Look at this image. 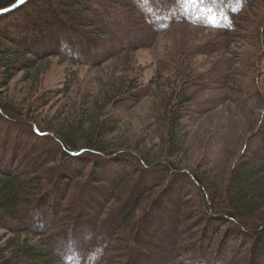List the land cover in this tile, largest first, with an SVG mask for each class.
<instances>
[{"label": "rangeland", "instance_id": "rangeland-1", "mask_svg": "<svg viewBox=\"0 0 264 264\" xmlns=\"http://www.w3.org/2000/svg\"><path fill=\"white\" fill-rule=\"evenodd\" d=\"M78 1L91 12L79 9L83 21L74 29L83 38L75 40L97 41L93 64L78 49L62 55L55 40L66 18L47 22V0L4 23L29 32L20 45L36 65L6 87L0 76V179L13 174L43 182L44 190L22 227L0 214V264H22L8 263L6 252L21 230L56 256L54 264L75 262L73 246L97 256L94 264L250 263L254 237L225 217L226 186L233 171L259 166L255 157L264 156L256 131L264 109V0L229 32L179 0H147L160 7L146 14L131 0ZM32 14L48 23L44 30ZM170 129L182 141L173 149ZM92 136L103 153H65L66 145L87 149ZM130 239L127 263L122 247ZM260 247L252 264H264Z\"/></svg>", "mask_w": 264, "mask_h": 264}, {"label": "trees", "instance_id": "trees-1", "mask_svg": "<svg viewBox=\"0 0 264 264\" xmlns=\"http://www.w3.org/2000/svg\"><path fill=\"white\" fill-rule=\"evenodd\" d=\"M32 2L33 0H29V2L25 3L14 12L0 16V76L1 78L7 79V81L2 82V86L4 87L7 86V83L10 82L18 72L24 71V69H32L36 65L35 62L28 59V55L30 52H27L28 50L22 51V46L20 45V43H22V39H26L29 32L24 28L18 27L15 21H11L10 24L7 25L8 29L4 27V23L6 22V20L14 18L16 17V15L18 16V14L23 12L27 8V6H29V3L31 4ZM179 2L184 5L185 10L190 9L187 3L193 4V7L208 8V12L204 13V15L209 17V15L211 14L213 15L214 20H217L221 23V27L216 26V28L218 29L214 30L229 32L233 30L236 22L239 21L244 14L249 13L247 11H250L251 8H255V6L259 3V0H240L235 2L231 0H179ZM15 3L16 0H0V9H7ZM35 3H37V1ZM131 4L138 9L137 11L139 13L142 14L152 13L156 10V7L158 10L160 7V5L149 7L147 0H131ZM39 7H41L40 4H38V8ZM45 7L48 10V14L50 17V20H47V22L53 21L54 18L60 21L61 18H66L65 24L66 26H68L67 30L62 31V33L59 34L58 39L55 40V45L58 46L61 51L65 52L62 53V55H65V57H71L73 55L75 56L77 55L75 53L78 49L81 58H83L88 63H95L97 59H88V57L91 56V54H89L91 46H93L97 41H91L84 38L83 46L82 43L80 44V42L78 43L75 40L78 38V36L83 38L82 34H80L81 32H77L74 29L75 26L80 25V22L83 21L82 18L77 15L79 9L81 8L84 13L91 12V10L83 6L78 0H47ZM194 13L191 12V14ZM32 17L34 22H37V24H39L40 30H44V26L46 27V25H48V23L43 22V19L41 17L35 18L33 14ZM94 19L96 20V22L99 21L95 13ZM23 21L25 22V20ZM29 23H31V21ZM70 23H72L73 25ZM25 25L28 26L30 24L25 23ZM85 36L87 35L85 34ZM98 45H100L101 47L100 42H98ZM103 45H105V43ZM128 46L129 45H126L125 49H129ZM259 81L263 83L260 77L257 78V83H259ZM262 86L264 89V85ZM260 95L264 96V91H261ZM93 123H95V121ZM258 130H261L264 135V109L261 115V120H259L257 124L256 131ZM174 132L175 130L173 131L172 129L171 132L170 129L169 136L171 138V144H173L171 146V149H173L175 145H180L182 142L175 136L172 137L171 133L173 134ZM41 135L46 136L47 134L45 132ZM92 138L93 136L90 140L86 141V143H89L87 144V149L84 148L78 151H73V147L69 145L65 144L66 146L63 147V142H61V144L63 145L61 146L63 147L65 153H67L71 158L79 157L80 155L85 153H92V151L103 153V150L101 148L94 147L97 139L92 141ZM255 158V162L259 161V166L252 167L247 162L244 163L237 170L231 173L226 186V205L228 204L227 208L229 210L226 209L225 217L236 224L237 227L241 230L252 233V237H254L253 246L251 247L250 252L251 256L249 254L251 262L252 258L255 255L256 245L257 247H259V245L262 244V247L259 248L260 250H263L264 248V221L260 222V219L255 217V215L257 214L264 217V156L260 158L259 156H256ZM12 175L0 179V214L8 217L9 219L11 218V220H14L20 227H22L24 225V222L22 220L29 210L28 206H30L31 203L39 195H41L44 190V186L41 184L43 183L41 181L35 183L33 180H29L28 177V179L22 181L19 179L20 176H18V180H16ZM197 184L200 186L202 185L199 182ZM202 189L206 191V188L203 185ZM28 199L30 200L27 201ZM211 208H209V210H211ZM233 213L237 216H234ZM245 217L248 218L247 220H250L248 224L246 223L247 220H245ZM25 235L29 234L25 232V230H21L17 237V242H13V240L7 242L6 252H10L13 254V257L8 260V263H11V261H20V263L22 264H54V262L57 261L56 256L50 255L47 247H42V243H40L39 240L37 242H34L37 237H34L32 240H30V235ZM134 245L135 244L133 239H130L128 245L122 247V250H124L123 248H126L127 263L129 262V259L133 254L131 246ZM122 258L124 257H120L121 260ZM94 262L95 260L87 263L86 261H81L79 257H77L75 262L68 260V264H94ZM251 262L249 263L248 261L247 264H252Z\"/></svg>", "mask_w": 264, "mask_h": 264}, {"label": "bare ground", "instance_id": "bare-ground-1", "mask_svg": "<svg viewBox=\"0 0 264 264\" xmlns=\"http://www.w3.org/2000/svg\"><path fill=\"white\" fill-rule=\"evenodd\" d=\"M29 2V1H28ZM27 3V2H26ZM72 251H73V253H78V257L80 258V260L81 261H86L87 263L88 262H92L94 259H96L97 258V256H95V255H90V253L89 254H87V253H85V252H83L82 251V249L80 248L79 249V246H73L72 247ZM88 255V256H87Z\"/></svg>", "mask_w": 264, "mask_h": 264}, {"label": "water", "instance_id": "water-1", "mask_svg": "<svg viewBox=\"0 0 264 264\" xmlns=\"http://www.w3.org/2000/svg\"><path fill=\"white\" fill-rule=\"evenodd\" d=\"M29 0H25V2L23 4H20L18 7H13L14 5H12L11 7L7 8V9H11L10 11H4L2 13H0V16L2 15H6V14H9V13H12L14 12L15 10L19 9L21 6H23L26 2H28Z\"/></svg>", "mask_w": 264, "mask_h": 264}, {"label": "snow or ice", "instance_id": "snow-or-ice-1", "mask_svg": "<svg viewBox=\"0 0 264 264\" xmlns=\"http://www.w3.org/2000/svg\"><path fill=\"white\" fill-rule=\"evenodd\" d=\"M25 0H16V4L13 7H18L20 4H23ZM11 9H0V13L4 11H10Z\"/></svg>", "mask_w": 264, "mask_h": 264}]
</instances>
